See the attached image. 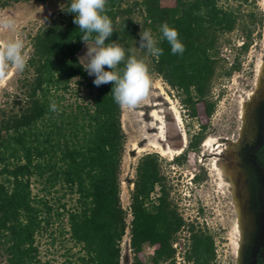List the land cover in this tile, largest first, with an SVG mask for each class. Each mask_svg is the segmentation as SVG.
Masks as SVG:
<instances>
[{"label":"trees","instance_id":"16d2710c","mask_svg":"<svg viewBox=\"0 0 264 264\" xmlns=\"http://www.w3.org/2000/svg\"><path fill=\"white\" fill-rule=\"evenodd\" d=\"M9 1L4 0V5ZM254 1L107 2L106 14L115 31L106 43L115 41L126 49V56L137 58L141 30L158 39L163 54L155 58L142 49L141 59L177 90L190 115L201 120L200 132L191 137V150H197L206 137L204 130L215 109L211 89L225 66L223 38L245 18L241 7ZM137 12L141 21L135 18ZM74 17L60 10L38 29L21 86L24 102L17 110L1 109L0 250L5 264H54L41 259L37 236L63 217H67V231L79 251L60 264H126L121 261L126 235L132 253L128 264H174L177 250L173 244L185 227L190 233L186 259L192 264H213V237L180 213L157 153L139 159L130 180L134 186L129 206H123L126 133L122 108L113 99L112 83L96 86L95 76L79 63L85 44ZM249 18L257 25V15L250 12ZM165 23L178 31L185 45L182 55H173L168 42L160 39ZM250 35L251 29L246 33ZM249 41H244L242 50L249 47ZM237 68L239 64H232L222 73L229 75ZM52 103L56 111L50 109ZM186 156L185 152L174 161L182 163ZM34 185L39 186L38 193L33 192ZM55 191L62 192L59 204L50 198ZM66 195L76 197L73 207L60 204ZM145 245L153 247L148 261L143 257Z\"/></svg>","mask_w":264,"mask_h":264},{"label":"rangeland","instance_id":"374dc122","mask_svg":"<svg viewBox=\"0 0 264 264\" xmlns=\"http://www.w3.org/2000/svg\"><path fill=\"white\" fill-rule=\"evenodd\" d=\"M66 2L67 0H10L4 5V0H0V14L11 15L17 21L16 31L0 32V40L21 38L29 59L33 51L32 37L54 13L57 15L60 12V5ZM254 2L241 7L245 18L238 28L223 38L221 56L225 66L213 80L211 99L215 103V109L204 130L205 140L197 150L187 149L186 146L183 151L178 148L182 146L183 132L186 133L187 145L190 137L200 132L201 120L190 115L177 90L171 88L156 72L150 71L153 85L148 99L135 108H122L121 121L126 133L121 174L123 206H129L130 190L134 186V183L130 184V180L135 177L139 159L146 153H157L161 158L162 172L171 186V197L177 203L180 213L187 222H193L197 228L213 237L216 253L213 264H237V251L242 237L240 208L247 225L252 221V217L247 218L250 210L249 196L245 173L237 157L239 148L250 144L247 134L252 133L256 138L255 113L259 103L263 101L259 102V99L253 103L251 99L252 94L257 93L260 71L264 69V0ZM232 4L235 7L238 5ZM250 12L257 15V25L251 24ZM135 18L142 20L138 12ZM250 29L251 35L248 37L246 33ZM246 40H250V45L242 50ZM86 51L85 45L82 52L85 54ZM142 52V49L135 51L137 59L143 57ZM82 59L84 62L87 60L86 57ZM232 64H239V68L232 70L229 75L222 73V70L229 69ZM27 73V68L23 72H17L14 67H10L7 77L0 81V115L1 109L17 110L24 102L21 86ZM176 115L179 121L182 120L180 125H177ZM243 129L246 135L242 137ZM159 136L165 139L162 144L166 148L158 142ZM185 150V160L182 163L174 161ZM38 191L39 186L34 185L33 192ZM60 196L62 192L55 191L50 198L57 204ZM75 199L74 195H66L60 204L66 203L70 208L74 206ZM67 230V217H63L55 219L51 226L38 234L37 244L43 261L49 259L54 264L68 262L67 258L72 259L79 251ZM247 232L249 235L250 227ZM189 236L188 227L178 234L177 240L182 249L178 251L174 264H190L183 254L189 248ZM129 239L126 235L121 242V261L126 264L132 260ZM152 252V246H144L143 257L146 261L150 260ZM5 262L6 257L0 250V264Z\"/></svg>","mask_w":264,"mask_h":264},{"label":"clouds","instance_id":"9594fccd","mask_svg":"<svg viewBox=\"0 0 264 264\" xmlns=\"http://www.w3.org/2000/svg\"><path fill=\"white\" fill-rule=\"evenodd\" d=\"M108 0H70L61 4L60 10L74 13V23L82 35L81 40L87 47L86 53L80 57L79 63L90 76L94 75L93 83L100 86L112 83L111 93L115 103L121 108H135L145 102L153 85L148 64L144 59L127 55L126 49L115 41L106 40L115 31L112 20L106 14ZM67 5V6H64ZM17 21L11 15L0 14V32H14ZM161 40H166L171 46L173 55H182L185 45L179 39L176 29L163 24L160 29ZM159 41L148 30H141L139 48L148 55L159 58L163 49L158 46ZM25 43L21 38L0 40V81H3L14 67L17 72H23L27 67ZM87 58L82 62V58ZM123 64V68L120 65ZM107 66L108 70H105ZM52 111L57 110L55 103L50 105Z\"/></svg>","mask_w":264,"mask_h":264},{"label":"flooded vegetation","instance_id":"af4514ba","mask_svg":"<svg viewBox=\"0 0 264 264\" xmlns=\"http://www.w3.org/2000/svg\"><path fill=\"white\" fill-rule=\"evenodd\" d=\"M82 51L81 53L84 55V52ZM81 53L79 55L80 57L83 56H81ZM175 119L177 120V125L182 123V120H178L177 115L175 116ZM255 119L257 122V131L256 138L253 141L254 143L252 142L248 145L244 144L241 148H239V154L237 157V161L240 162L242 170L245 173L244 180H246V188L249 196L250 210L247 218L248 216L253 218V226L250 230L251 234L249 235V242L245 248L243 264H264V100L259 103L256 109ZM181 137L183 142L182 146L178 149H185V146L189 149L191 137L188 145L186 142L187 137L185 132L181 134ZM159 140L160 141L158 142L162 144V141L165 139L162 136H159ZM204 140L205 138L203 141ZM206 142L207 140L204 143L206 144ZM162 146L165 147L164 144H162ZM186 151L187 150H185V152ZM185 152H182L181 155ZM173 246L177 250L175 254L176 262L177 253L178 251L180 252L182 247L179 245V240H177ZM185 252H183L184 256ZM188 262L192 264V262Z\"/></svg>","mask_w":264,"mask_h":264},{"label":"bare ground","instance_id":"6f19581e","mask_svg":"<svg viewBox=\"0 0 264 264\" xmlns=\"http://www.w3.org/2000/svg\"><path fill=\"white\" fill-rule=\"evenodd\" d=\"M251 99H252L253 103L256 102L259 99H260L259 102L261 100H264V69L263 68L260 71V78H259L258 84H257V93L252 94ZM256 124H257V122H256ZM244 135H246V134H245V130L243 129L242 130V137ZM247 136H249L248 138L250 140V143H252L255 140V136L252 135V133L250 135L247 134ZM241 141H242V139H241ZM240 223H241V236L242 237H241L239 249L237 251V264H243L245 248L247 246V243L249 242V238H250L249 235L251 234L249 232V235H247L248 234L247 230H248L249 227H250V230H251V228L253 226V218H252V221L250 222V224L247 225V222L245 221V219L243 217V213L241 211V208H240Z\"/></svg>","mask_w":264,"mask_h":264},{"label":"water","instance_id":"95a60500","mask_svg":"<svg viewBox=\"0 0 264 264\" xmlns=\"http://www.w3.org/2000/svg\"><path fill=\"white\" fill-rule=\"evenodd\" d=\"M83 54L81 53V56H82Z\"/></svg>","mask_w":264,"mask_h":264}]
</instances>
